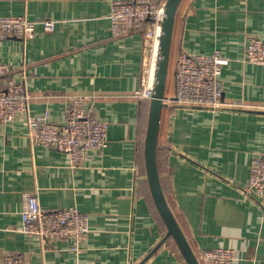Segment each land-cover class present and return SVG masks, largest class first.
<instances>
[{
  "label": "crops",
  "instance_id": "obj_1",
  "mask_svg": "<svg viewBox=\"0 0 264 264\" xmlns=\"http://www.w3.org/2000/svg\"><path fill=\"white\" fill-rule=\"evenodd\" d=\"M109 0H0V16L55 20L33 38L0 40V60L24 82L30 111L63 122L79 93L88 111L109 123V144L73 165L67 152L34 142L19 116L0 123V260L16 253L31 264H188L155 207L144 145L150 103L143 87L151 53L148 27L115 36ZM175 56L186 50L231 57L224 67L223 104L216 108L165 104L160 177L168 202L201 264L203 251H236L235 264H264V214L246 192L254 154L264 153V65L241 60L250 35L264 37V0H182L176 13ZM175 93V77L167 96ZM145 168V170H144ZM27 194L56 210L75 205L90 232L43 243L22 230Z\"/></svg>",
  "mask_w": 264,
  "mask_h": 264
},
{
  "label": "built area",
  "instance_id": "obj_2",
  "mask_svg": "<svg viewBox=\"0 0 264 264\" xmlns=\"http://www.w3.org/2000/svg\"><path fill=\"white\" fill-rule=\"evenodd\" d=\"M109 2L112 33L115 36L129 35L135 31H142L147 24V34L148 38L152 39V47L156 36H160L158 24H162L167 0H109ZM38 25H41L44 31L52 32L55 29V20L37 21L24 15L0 16V40L9 36L31 39L35 36ZM231 60L232 58L224 55L220 49L210 53L181 50L176 58L175 93L172 96L166 95L165 103L202 108L221 106L224 96L222 73ZM241 60L245 63L264 65V37L250 35ZM151 65L150 53L145 61L143 87L135 91V96L141 99L151 100L153 96L154 78L152 83ZM12 70L9 64L0 60V78ZM30 98L24 82L9 79L6 87L0 90V123L6 124L19 116H24L28 123L29 136L34 142L67 152L75 166L96 157L101 149L108 146L109 123L88 111L92 95L84 93L72 95L63 122L53 121L49 112L41 115L32 114ZM245 189L260 205L264 214V153L252 156L250 178ZM21 215L23 232L39 236L43 243L72 239V249L80 251L90 232V217L86 212L75 205L56 210L44 209L35 194H27ZM3 257L0 264H31L30 258L16 253H5ZM202 259L204 264H235L237 254L232 247L219 246L203 251Z\"/></svg>",
  "mask_w": 264,
  "mask_h": 264
},
{
  "label": "water",
  "instance_id": "obj_3",
  "mask_svg": "<svg viewBox=\"0 0 264 264\" xmlns=\"http://www.w3.org/2000/svg\"><path fill=\"white\" fill-rule=\"evenodd\" d=\"M181 2L182 0H167L165 6L157 51L153 96L150 100L144 156L152 196L167 227L164 239L155 248L159 247L166 238L172 237L188 264H201L168 202L161 182L157 156L162 113L166 104L164 98L166 97L173 30Z\"/></svg>",
  "mask_w": 264,
  "mask_h": 264
},
{
  "label": "trees",
  "instance_id": "obj_4",
  "mask_svg": "<svg viewBox=\"0 0 264 264\" xmlns=\"http://www.w3.org/2000/svg\"><path fill=\"white\" fill-rule=\"evenodd\" d=\"M175 20H176V18H175ZM145 27H147V24L144 26V28ZM175 27H176V22L174 24V30H173V38H172V45H171V55H170V62H169V73H168L167 85H166V95H168V93L171 90V85H172V82H173L174 77H175L176 58H177V56L179 54L178 53L175 56V52H176V50H175L176 28ZM146 101H148L150 103V100H146ZM165 119H166V111H165V107H164L163 108V113H162V119H161V127H160V133H159V143H158V154H157L159 170L161 169V166H160V146H161V144L163 142L161 134H162V131H163ZM144 170H145V168H144ZM148 186H149V189H150L149 183H148ZM162 186H163V189L165 191V186L163 185V183H162ZM155 207H157L156 204H155ZM159 214H160V212H159ZM164 223H165V221H164Z\"/></svg>",
  "mask_w": 264,
  "mask_h": 264
},
{
  "label": "bare ground",
  "instance_id": "obj_5",
  "mask_svg": "<svg viewBox=\"0 0 264 264\" xmlns=\"http://www.w3.org/2000/svg\"><path fill=\"white\" fill-rule=\"evenodd\" d=\"M160 31H161V25L158 24V34H160ZM160 37L159 35L156 36L155 40H154V43L152 44V56H153V59H152V65H151V80H152V83H153V78H154V72H155V67H156V59H157V51H158V44H159V38Z\"/></svg>",
  "mask_w": 264,
  "mask_h": 264
},
{
  "label": "rangeland",
  "instance_id": "obj_6",
  "mask_svg": "<svg viewBox=\"0 0 264 264\" xmlns=\"http://www.w3.org/2000/svg\"><path fill=\"white\" fill-rule=\"evenodd\" d=\"M150 29L152 30V25L150 26ZM159 38V37H158ZM152 40V39H151ZM155 40V39H154ZM153 43H154V41H153ZM151 55H152V53H151ZM152 59H153V56H152Z\"/></svg>",
  "mask_w": 264,
  "mask_h": 264
}]
</instances>
